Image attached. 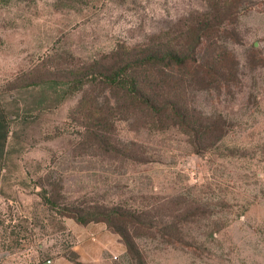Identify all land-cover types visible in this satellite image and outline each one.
<instances>
[{
    "label": "rangeland",
    "instance_id": "1",
    "mask_svg": "<svg viewBox=\"0 0 264 264\" xmlns=\"http://www.w3.org/2000/svg\"><path fill=\"white\" fill-rule=\"evenodd\" d=\"M251 1L230 29L239 81L226 93L195 96L199 109L223 115L228 134L197 154L174 130L114 119L115 141H142L151 160L123 164L72 152L82 93L56 102L50 82L66 81L118 44L144 43L161 30L169 36L202 1L0 0V107L10 129L0 153V264H42L71 245L66 220L43 198L55 182L75 201L107 185L130 203L139 194L169 196L184 207L182 221L194 211L180 225L182 242L138 241L145 264H264V0ZM114 264L136 262L126 249Z\"/></svg>",
    "mask_w": 264,
    "mask_h": 264
},
{
    "label": "trees",
    "instance_id": "2",
    "mask_svg": "<svg viewBox=\"0 0 264 264\" xmlns=\"http://www.w3.org/2000/svg\"><path fill=\"white\" fill-rule=\"evenodd\" d=\"M202 8L179 19L181 26L166 36L162 30L144 43L118 44L114 50L71 71L66 81L55 78L51 95L58 102L67 95L81 92L75 116L81 121L73 153L84 157L125 164H145V144L133 139L124 144L112 137L114 119L132 121L134 129L153 132L176 131L197 154H205L228 134L229 125L221 114H208L195 105L198 91L228 92L239 81V61L231 50L230 29L239 16L250 8L251 0H201ZM67 85L60 89L58 84ZM47 91L44 92L46 96ZM106 93V95H105ZM104 94V105L98 96ZM42 100V99H40ZM42 102V101H41ZM8 115L0 107V153L10 132ZM107 183V181H105ZM55 182L53 194L43 195L63 221L72 218L80 224L104 222L116 233L136 264H145L139 247L141 238L161 242H182L181 224L194 215L190 210L181 220L182 205L159 196L139 194L132 203L107 185L95 195L68 199ZM113 194L119 196L114 197ZM64 199V200H63ZM62 222V221H61ZM66 225V222L64 223ZM64 226H60L65 229ZM67 245L65 252L73 244ZM62 250V251H63ZM74 254L71 252L69 256ZM53 254H47L45 260ZM43 260V261H45Z\"/></svg>",
    "mask_w": 264,
    "mask_h": 264
},
{
    "label": "crops",
    "instance_id": "3",
    "mask_svg": "<svg viewBox=\"0 0 264 264\" xmlns=\"http://www.w3.org/2000/svg\"><path fill=\"white\" fill-rule=\"evenodd\" d=\"M73 244L69 252L57 251L42 264H114L115 259L126 253L119 236L104 222L80 224L72 218L66 219ZM73 252L72 256L69 254Z\"/></svg>",
    "mask_w": 264,
    "mask_h": 264
},
{
    "label": "water",
    "instance_id": "4",
    "mask_svg": "<svg viewBox=\"0 0 264 264\" xmlns=\"http://www.w3.org/2000/svg\"><path fill=\"white\" fill-rule=\"evenodd\" d=\"M48 262H49V260L46 263H48Z\"/></svg>",
    "mask_w": 264,
    "mask_h": 264
}]
</instances>
